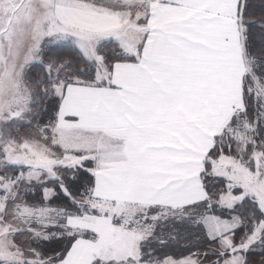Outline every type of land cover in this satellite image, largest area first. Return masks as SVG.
Masks as SVG:
<instances>
[{
	"label": "rangeland",
	"instance_id": "rangeland-1",
	"mask_svg": "<svg viewBox=\"0 0 264 264\" xmlns=\"http://www.w3.org/2000/svg\"><path fill=\"white\" fill-rule=\"evenodd\" d=\"M189 1L190 3H184L183 0H0V161L2 164H20L24 167L12 180L0 176V264L44 262L36 252L28 253L19 248L14 242L13 234L21 227L35 225L34 236L43 235V227L55 223L59 218L56 209L49 210L25 202L23 196H16V190L25 187L28 190V184L33 181L43 183L47 178L60 177L64 167L73 169L87 165L91 162L89 159L93 163L95 155L98 166L95 167L94 191L80 201L92 207L83 211L77 207L79 204L76 206L75 199L74 214L67 217V223L78 233L88 232L94 236H75L62 262L51 264H90L95 256L121 260L123 250L126 249H130L129 253H138L137 239L126 231L123 224H117L115 216H112V208L116 207V211L121 213L123 205L112 206L110 202L127 204L148 200L152 204H170L179 201L177 206L183 207L207 199L201 185L200 171L206 154L212 147L214 134L225 125L235 132L232 129L225 131L227 135L230 134V137L224 138L227 150L222 151L220 158L213 161L212 172L228 180V190L222 194L218 204L227 208L250 196L257 201L264 215V62L246 57L241 29V45L238 44V49L243 63L240 65V74L252 77L253 84L249 86L248 83V96L253 99V113L248 115L246 112L242 92L236 91V83L230 98L207 100L205 90L209 86L221 89L214 79L217 71L222 70L218 80L224 78L230 84L229 79L231 75L234 76L233 71L239 57L237 40L234 48L227 45L223 39L228 33L234 34L232 27L210 29L209 20H203L200 15L194 17L193 11L210 10L200 8L209 5L210 0L197 3ZM237 1H217L211 10L235 16ZM88 4L90 8L92 5L96 9L102 7L106 12L101 15L99 12H90L87 10ZM150 26L160 29V34L171 33L161 42L163 44H159L162 57L156 53L154 59L156 55L158 59L172 55V52H168L170 47H167V43L176 44L178 38L181 43L192 47H197L194 43L199 42L210 46L215 40L216 44L212 46L217 45V58L229 56L225 60L230 59V65L233 66H229V69L213 67L209 73L210 80L206 83L202 66L199 76H193L191 84L198 88V95L197 99L191 100L196 107L192 113L195 117L186 120L189 134L183 136V126L175 124V121L130 127L129 135L125 134L123 138V150L126 147L127 153L117 157L112 147L123 142L111 139V132L113 126L123 124V112L119 111L123 108V94L120 91V87L123 88L122 77L132 76L136 82L137 77L134 75L137 68L135 65L124 70L117 68L122 61L111 66L99 54L98 44L99 41L110 38L120 46V42L123 45V40H127L135 48L128 54L134 56L137 51L135 46L139 45L138 50L140 49L144 33ZM84 28H111L112 31L95 34L93 30ZM238 34L236 33V38ZM64 41L75 43L86 58L96 61L94 79L91 82H81L75 76L67 85L63 80H56L48 91L61 99L62 94L63 97L66 95L63 109L59 107L54 122L48 127H41V132H21L19 126L27 121L24 119L31 111L26 70L31 63L39 60L43 43ZM123 61L128 62L126 59ZM139 79L138 83L163 85V81L155 80L150 75ZM131 80L129 78L126 82ZM180 80L177 77L174 81ZM233 81L235 82V78L231 79ZM96 87L111 91L102 90L104 92L99 93L100 90ZM79 106L86 109L90 107L95 111L82 112L78 110ZM71 111L76 113L71 114ZM126 118L129 116L124 120ZM137 118L142 119L144 116ZM88 121L91 125H87ZM104 123L106 128L100 126ZM13 128L16 133L12 131ZM239 128L259 136L263 141L260 148H253L245 153L246 147L243 144V147H230L228 141L232 137L238 140L247 138L246 132H241ZM153 155L156 158L153 159ZM175 167L186 176L185 183L189 186L186 190L175 189ZM217 168L222 171H217ZM14 184L17 185L16 188ZM63 187L65 188L64 185ZM53 192L52 187L43 186L44 200ZM91 196H96L101 202ZM93 211L96 214H92ZM163 217H168V213L146 214L134 220L133 224L146 236L148 230L151 229V233ZM226 220L240 223L236 217ZM147 221V224L140 225ZM263 229L264 216L244 241L242 238L239 240L243 242L237 246L234 245L232 232L220 233L218 237L221 238L218 239L223 258L220 263L215 264H242L244 252L248 248H261L259 242ZM219 232L220 230L212 231L213 234ZM165 259L163 264L194 262L190 257L179 261L171 257Z\"/></svg>",
	"mask_w": 264,
	"mask_h": 264
},
{
	"label": "trees",
	"instance_id": "trees-1",
	"mask_svg": "<svg viewBox=\"0 0 264 264\" xmlns=\"http://www.w3.org/2000/svg\"><path fill=\"white\" fill-rule=\"evenodd\" d=\"M238 8L246 57L264 62V0H238ZM109 39L99 41L98 51L105 60L111 63V66L124 59L133 61L134 56L125 53L116 41ZM96 68V61L86 58L73 42L43 43L39 60L31 63L25 73L26 84L30 91L31 111L29 116L24 119L27 121L20 124L19 130L26 133L29 130L32 133H38L42 131L41 127L51 125L57 117L62 99L51 95L48 91L49 86L56 80H63L67 85L75 76L82 80L81 82H91L94 79ZM248 83L251 86L253 80L249 74H246L243 77L242 93L246 112L251 115L253 99L248 96ZM228 129L232 128L227 126L224 132L217 137L218 143L210 152L205 165L203 182L208 191L207 199L178 209L166 210L148 207L144 210L145 213H143L144 211L140 212L136 218L134 217L135 219L130 221V218H126V223L133 224L134 220L146 214L168 213V217H163L156 223L151 233V229L148 230L140 242L137 257L115 260L95 256L90 264H163L166 257H171L176 261L190 257L194 261L192 264L220 263L223 255H221L219 239H209L204 222L207 216L222 219L238 218L240 225L232 231V238L235 246L241 244L254 225L262 221L264 215L256 200L250 196L227 207L228 209L218 204L221 195L228 190V180L212 173V160L218 158L222 151L227 150L224 138L230 137V134L225 133ZM232 130L235 132L234 129ZM12 131L16 133L14 128ZM240 131L246 132V140L232 137L228 141L230 147H243L244 145L245 153L253 148H260L259 145L263 141L259 136L252 135L251 131L242 129ZM89 160H91L89 164L73 169L64 167L60 177L47 178L43 183L33 181L28 184V190L26 187L16 190V196H23V201L49 210L56 209L59 216L55 223L43 227V235L34 236L35 225L21 227L13 234L14 242L19 248L28 253L36 252L40 259L45 260L41 264L62 262L72 246L75 236H92L88 232L80 233L79 231L78 233L67 223L68 215L74 214L75 199L76 206L79 204L77 207L83 211L92 207L80 202L88 196V193L91 195L94 191L93 163L92 159ZM23 170L24 167L20 164H2L0 161V176L2 178L9 177L12 180L17 173ZM14 186L17 187L16 184ZM43 186L54 189L53 194L47 197V200L43 198ZM91 197L96 199L95 196ZM94 212L96 213V211ZM112 216H115L117 224H123V213L119 214L114 211ZM147 223L148 221L142 222L140 225ZM241 238L243 241L239 242ZM259 243L262 245L260 249L248 248L244 252L242 264H264V229L260 234ZM224 254L226 255L227 251Z\"/></svg>",
	"mask_w": 264,
	"mask_h": 264
},
{
	"label": "crops",
	"instance_id": "crops-1",
	"mask_svg": "<svg viewBox=\"0 0 264 264\" xmlns=\"http://www.w3.org/2000/svg\"><path fill=\"white\" fill-rule=\"evenodd\" d=\"M207 0H193V2H203ZM218 3H221L222 0H217ZM216 0H210L209 5L207 6H201V9H210L209 11H193L194 17L197 15L202 16L203 20H209L211 23H209L211 26H209L210 29L222 28L223 26L226 27H232L234 29V34H226L224 36L223 41L227 42V45H231L234 48V45L236 44L237 40V49L238 44L240 43V37H241V23H240V14H238L239 8H238V1L236 4V10H235V16H228L225 14H221L218 12L212 11V5L217 4ZM184 3H190L189 0H183ZM210 6V7H209ZM209 7V8H208ZM87 10L90 12H99L100 15L106 12L104 8L99 7V9H96L92 5V7H89V4L87 5ZM98 10V11H97ZM211 11V12H210ZM193 17V18H194ZM231 17V18H230ZM223 24V25H220ZM84 30H93V32L96 34H104L106 32L112 31L111 28H95V29H87L84 28ZM168 31V30H167ZM239 31V34H238ZM236 33L238 34L236 38ZM171 33L165 32L164 34H160V29H155V27H149V29L144 33V41L143 44H141L140 49L138 50V46L136 45L137 51H135L134 59L133 61H122L118 63L117 68H131L133 65L137 68L136 75L137 81L134 82L135 78L132 76H124L123 79V88L120 87L121 94H123V108L120 109V112H123V124L113 126V130L111 132V139L113 140H119L123 142V144H119L117 146H113L112 149L117 157H121L122 153L125 155L127 153V149L123 150L124 146V135H129L128 130L130 127H138V126H144L146 124L150 123H161V122H169V121H175V124H180L183 126V136L190 133V130L188 126L186 125V120L194 119L195 115H192L193 111L196 109V107L193 106L191 100L197 99L198 95V88L193 87L194 84H191L192 78L198 77L200 74V66L203 67V73L205 75V83L210 80L209 73L212 71L213 67H218L219 69H229V66L232 61L225 60L226 58H229V56H220L217 58L218 49L216 46H212L216 44V41H212L210 46L206 43L199 42L194 43L197 47H192V45L187 43H181L180 38H178V42L175 43H167V47H170V50L168 52H172V55L166 56V58L158 59V56H161L160 54V45L162 41L166 40V36H170ZM179 37V36H178ZM120 41V40H119ZM123 45L120 42V47L123 49L125 53H128L129 51H134V45H131V42H128L127 40H123ZM223 44V43H222ZM219 45V44H218ZM241 45V43H240ZM125 48V49H124ZM165 52V51H164ZM156 55V59H154V55ZM210 54V56H209ZM238 62L235 64L236 68L234 69V76L231 75L229 79V83H226L223 79H219V74L222 73V70L217 71V76L214 77L216 83L221 87L220 90H216L215 88L208 87L206 91V97L209 101H217L221 100L222 98L225 100L230 98L235 90V83L238 85V88L236 89L237 92H242L243 87V77L244 74H240V65L243 63L241 60V54L240 50L238 49ZM179 56V58H177ZM162 57V56H161ZM220 59V60H219ZM224 59V60H223ZM242 62V63H241ZM150 75L153 79L163 81V85L160 84H149V83H138L140 81V77L147 78V76ZM177 77H179L180 81H174ZM132 78L130 82H126L127 79ZM235 78V82H231V79ZM144 81V80H143ZM225 84L227 86L225 87ZM99 89V93H102L104 91H111L110 89H105L102 87H96ZM94 89V88H93ZM104 90V91H102ZM63 95V94H62ZM62 97V105L61 110L63 109V105L66 101L65 97ZM243 97V93H242ZM212 106H215V104L212 103ZM206 109V106H205ZM204 109V110H205ZM78 110L84 112V111H92L94 112L95 109L84 106H79ZM73 113H76L74 111H71ZM126 116H129V118H124ZM144 118H137L142 117ZM101 120V119H100ZM98 120V121H100ZM95 123V120L93 121ZM143 123V124H142ZM87 125H91L90 121L87 122ZM100 126H104L106 128V123L101 124ZM226 126V125H225ZM225 126L219 128L220 130L214 134L213 136V144L210 150H208L203 168L200 171V178H201V185L202 188L205 190V197H208V191L206 189V186L203 182V173L205 169L206 162L209 158V154L212 151V149L217 145L218 140L217 137L222 134L225 130ZM105 131V129H104ZM115 132H119V134H116ZM151 139H155L151 137ZM185 147V146H183ZM100 158V157H99ZM156 158L153 155V159ZM215 158L212 160V167H213V161L219 159ZM93 167L92 172L94 174V184H95V172L97 167V155L93 156ZM162 163V162H161ZM177 162H174L176 164ZM163 164V163H162ZM161 168V167H157ZM212 170V168H211ZM221 169L217 168V171H220ZM222 171V170H221ZM174 178L175 179V189L178 191L186 190L189 186L185 183L186 176L184 174H181L175 167L174 171ZM213 173V172H212ZM216 173V172H215ZM214 174V173H213ZM217 176H221L219 174H214ZM224 194V193H223ZM222 196V195H221ZM47 197H50L49 195ZM97 201L101 202L99 198H97ZM253 198V197H252ZM254 199V198H253ZM205 199L201 200L204 201ZM255 200V199H254ZM201 201H195L193 203H190L186 206L193 205L195 203L201 202ZM150 201H137V202H130L125 204L124 202L119 204L115 201L110 202L112 206H122L123 208L121 210V213H123V227L126 229V231L131 232L134 236V239H137V246H138V253H129L130 249L123 250V259H126L127 257H137L139 255V245L142 239L144 238L143 234L137 230L135 224H129L125 222L126 218H130V221L142 211H144L148 207H158L166 210L170 209H178L175 207L183 208L182 206H177L180 202H174L170 204H163L161 202H158L157 204L149 203ZM257 202V201H256ZM150 204V205H149ZM166 206V207H165ZM259 206V205H258ZM173 207V208H169ZM260 207V206H259ZM111 211H116V207L112 208ZM93 214H96L95 212ZM120 214V213H119ZM134 218V219H135ZM225 219V220H224ZM227 218H219L215 216H207L204 219V222L206 224L207 233L210 238H221L218 237L220 233L229 234L231 233L236 227L240 225V223H230ZM220 230L219 233H212V231ZM262 232V231H261ZM94 236V234H91ZM133 246V245H132Z\"/></svg>",
	"mask_w": 264,
	"mask_h": 264
}]
</instances>
